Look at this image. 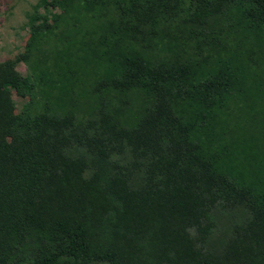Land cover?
<instances>
[{"label":"trees","instance_id":"trees-1","mask_svg":"<svg viewBox=\"0 0 264 264\" xmlns=\"http://www.w3.org/2000/svg\"><path fill=\"white\" fill-rule=\"evenodd\" d=\"M72 2L83 30L64 35L105 64L81 74L76 99L85 113L123 102L122 119L107 126L91 117L81 133L50 121L29 135L9 90L26 82L0 62V264H264V204L242 218L232 207L264 199V149L244 128L243 139L234 125L226 135L242 102L247 113L264 103V87L245 58L214 52L223 40L219 16L237 35L264 41V0ZM50 15L32 22L31 48L52 33ZM123 24L136 39L165 30L169 39L158 46L171 52L181 39L189 58L170 60L156 47L137 52L135 41L122 46ZM69 71L59 61L50 84ZM160 139L188 166L132 190L130 170L163 153ZM227 215L217 251L213 239Z\"/></svg>","mask_w":264,"mask_h":264},{"label":"rangeland","instance_id":"rangeland-1","mask_svg":"<svg viewBox=\"0 0 264 264\" xmlns=\"http://www.w3.org/2000/svg\"><path fill=\"white\" fill-rule=\"evenodd\" d=\"M159 1L161 0H136V4L146 6ZM39 2L43 6L39 9V13H36L34 8ZM68 3L73 5L72 0H0V62L14 65L18 76L26 82L23 87H10L9 90L13 112L22 116L24 130L32 136L41 135L45 125L50 121H60L72 132L81 133L91 117L103 118L107 126L114 125L122 119L123 102L106 103L101 109L90 111V113H85L80 108L75 91L85 88L81 74L86 70L101 71L105 64L104 61L85 57L83 45L81 47L79 43L75 44L64 35V31L72 30L73 27L83 30L81 26H77V21L73 18L75 12L69 8ZM124 6L126 5L120 1L119 8ZM111 8L115 9L114 6ZM48 12L51 13L52 33L44 34L38 43L33 41L34 46L31 48L29 46L31 24L35 20L42 22ZM53 14L55 15L52 18ZM218 21V31L220 30L223 40L214 51L215 54L221 51L223 57H229L237 53L241 58H245L253 77L264 87V41L251 42L250 39L237 35L229 21L223 20L220 16ZM131 26V24H123L121 30L119 26L116 27L121 36L122 46L125 41H135L137 52L144 53L145 50L156 47L160 54L166 51L170 60L178 57L181 63L189 58L190 52L184 47L181 39H179L180 44L175 40L170 42L171 52L167 51L169 48L158 46L169 39L165 30L156 36L136 39L132 32H127ZM179 50L182 52L179 53ZM59 61H68L70 71L65 81L61 80L57 85L52 86L50 79L51 77L58 78L56 70ZM244 103L242 102L233 113V117L236 115L237 119L230 122L226 135L229 136L235 132L232 129L234 125V129H237L238 135L243 139L241 128H244L248 137H258L257 142L261 141L262 149H260L263 151L264 103L261 100L256 101V104H252L253 110L249 113L246 109H242ZM172 146L168 139H160L157 147L163 153L152 155L145 164L136 165L130 170L129 180L132 190L141 191L149 180H159L168 173L180 171L188 166L180 159L176 160V153H169L168 150ZM262 204H264V199L261 203H255L249 199L240 204L235 203L232 207L237 217L242 218L249 216L251 209ZM227 216H223L219 221L216 237L213 239L212 248L217 251H221L224 246L220 238L230 224V218Z\"/></svg>","mask_w":264,"mask_h":264}]
</instances>
